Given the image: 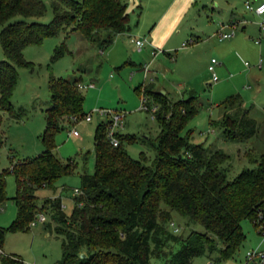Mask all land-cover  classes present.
I'll use <instances>...</instances> for the list:
<instances>
[{"label": "trees", "instance_id": "16d2710c", "mask_svg": "<svg viewBox=\"0 0 264 264\" xmlns=\"http://www.w3.org/2000/svg\"><path fill=\"white\" fill-rule=\"evenodd\" d=\"M51 18L46 24L15 20L39 17L45 7L41 0H0V123L1 115L17 119L23 110H12L10 95L16 80L15 67L26 66L21 50L38 45L44 38L77 31L98 52L107 47L116 34L126 32V0H50ZM8 22V23H7ZM64 52L62 43L54 47L51 59ZM91 83V82H90ZM78 79L49 77L48 101L43 111L44 128L39 136L42 150L18 160L7 170H0V210L7 199L4 178L10 174L14 194V219L0 227V244L5 232L25 230L37 214H45L52 223V233L60 241L58 264H189L204 256L212 264L230 258L244 239L240 221L247 220L254 230L256 222L264 224V154L246 152L250 168L226 178L228 156L190 142V131L184 127L196 112V95L186 91L174 101L152 90L149 84L142 94L155 110L152 120L156 136L150 143L151 159L130 158L123 144L135 141L133 135L114 133L116 146L105 137L108 121L94 128L92 150L93 172L79 174L80 193L65 214L60 208L59 192L54 183L72 173L74 162L62 160L54 153V134L69 117L81 118L83 97ZM220 128L227 141H243L256 132V123L246 115L238 94H230L219 103ZM184 132V133H183ZM0 130V147L3 143ZM49 188L51 196L37 204L35 191ZM171 212L197 224L202 231L189 230L184 237L168 227ZM44 222V221H43ZM175 248L171 250V246ZM0 264H22L0 248Z\"/></svg>", "mask_w": 264, "mask_h": 264}, {"label": "rangeland", "instance_id": "374dc122", "mask_svg": "<svg viewBox=\"0 0 264 264\" xmlns=\"http://www.w3.org/2000/svg\"><path fill=\"white\" fill-rule=\"evenodd\" d=\"M41 1L45 7L41 16L28 18L14 16L8 22L25 20L40 24L48 23L51 18L50 0ZM243 1L126 0L129 28L125 33L116 35L101 52H98L77 31L70 32L64 37L59 34L44 38L38 45L25 46L21 50V56L27 65L15 67L16 80L9 99L12 110L17 112L21 109L23 113L17 119L8 117L4 113L1 115L0 130L4 139L0 147V170H7L18 160L41 152L39 136L44 128L43 111L48 101L49 77L64 80L78 79L81 84L92 83L91 86L79 89L83 97L82 112L85 114L91 112L90 120L85 121L82 118L69 123L65 119L63 127L53 137L55 155L62 160L71 159L74 162L72 173L60 177L54 183L65 214L72 208V191L78 189L79 174L93 172L94 128L100 121L108 120L107 115L98 116L95 111L105 110L122 114V126L114 128V131L135 137V141L123 144L126 154L135 160L140 159V154L146 160L152 158L153 150L150 143L156 136V125L150 119L149 112L136 110L139 105V95L135 93L134 88L140 84L144 86L151 83L152 85H149L154 90L163 89L166 97L171 101L185 97L186 91H192L196 95L194 103L196 112L187 120L184 127V132H191L190 142L200 144L208 150L218 149L226 154L227 179H231L244 168L252 167L245 153L264 154L262 141L264 122L260 112L254 110L258 119L254 120L256 131L258 127L260 130L257 139L250 137L243 141H227L221 137L220 128L212 124L219 119L221 112L219 103L230 94L238 93L244 101L243 106L246 107L244 109L249 107L250 96L254 93L255 87L250 80H247V75L253 76V72H261V70H248L252 61L262 59L261 47L264 42V37L253 27L243 32L247 35L246 40L248 39L249 44L245 50L240 51L241 55L236 54L239 63L232 60L231 64L224 65L220 60V54L225 51L233 37L218 41L216 33L219 24L232 22L236 26L233 36L239 34V26L232 20L240 19V15L250 16V13L243 9ZM170 2L173 4L169 7ZM163 12L169 18L166 25L167 31L171 34L164 46L153 48L162 52L159 51L152 58L146 53V44L143 43V47L137 50L133 41L144 40L149 27L152 26L151 21ZM227 30L225 27L223 31ZM197 36L199 42L204 44H202L203 50L195 51V49L190 55H186L185 53L192 48L188 40ZM253 41L257 43H252ZM60 43L64 45V52L52 60V51ZM210 58H214L217 64H220H216L213 68L216 76L214 82L210 81V74L206 71L205 62L207 63ZM0 60H4L1 49ZM243 61L248 67L242 65ZM139 64L147 66L145 75L142 69H137ZM261 90L263 92L260 93L258 100L263 98L261 94L263 95L264 88ZM240 91H243V94L248 92L247 102ZM257 107L260 109V104ZM71 130L76 132L75 136L68 134ZM4 181L7 199L0 210L2 228H6L15 216V207L10 199L14 194L13 178L7 174ZM51 193L52 191L47 187L36 190L37 204L41 199L51 196ZM42 215L44 222H36L22 231L5 232L0 244L3 254L19 258L22 264H58L60 241L52 233V223H49L50 227L47 228L46 223L49 221L45 214ZM171 222L177 228L174 234L181 237H184L189 230L202 231L199 225L186 223L185 219L174 212H171ZM239 224L244 239L237 251L220 264H238L244 252L249 249L264 250V233L254 230L247 220H242ZM169 229L171 230L170 227ZM170 248L173 250L175 245ZM207 261L209 259L206 257L198 256L192 258L189 264H206ZM161 263L162 259L150 260V264Z\"/></svg>", "mask_w": 264, "mask_h": 264}, {"label": "crops", "instance_id": "0c3cea01", "mask_svg": "<svg viewBox=\"0 0 264 264\" xmlns=\"http://www.w3.org/2000/svg\"><path fill=\"white\" fill-rule=\"evenodd\" d=\"M258 1L259 0H249V2L252 5L256 4ZM203 2H207V0H203ZM172 4L173 3L170 2L169 7L172 6ZM249 13H250V16L249 15H244V16L240 15L239 16L240 19H237V20L233 19L232 20V21L235 22V25L237 24V26H239L240 33L236 34L235 36H232L233 38L229 41L228 47L225 49V51L222 52V54H220V60L222 61V63L224 65L231 64L232 60H234L236 63H239L238 56H236V54H240L241 55L242 53L240 51H242V49L245 50V48L249 44L248 39L246 40V36L247 35H245L243 33L246 29H249L250 27H253L254 29H256V32L258 33L257 22L259 21L260 17L254 15L253 13L251 14V12H249ZM165 14L163 12V13H160L157 17H155L151 21L152 26L149 27L146 35L145 36L143 35L144 36V40H145L144 44L147 45L146 53L147 54L149 53L152 56V58L159 51L162 52V50H158V49L155 50L153 48L154 47L161 48L162 46H164V44H166V42L168 40V37L171 34L170 31H167L166 23L169 22V18L166 17ZM122 33H125V32H122ZM122 33H119V34H116V35L119 36ZM115 36L113 38H115ZM262 37H264V35H262ZM198 42H199L198 36L197 37H193L190 40H188V44H191L192 48L189 49L185 54L186 55H190L195 49H196L195 51L203 50V47H202L203 42H199V43ZM252 43H254V41ZM142 47H143V45L137 50H140ZM152 52H154L153 55L151 54ZM261 58H262L261 60L258 58L260 60V67L259 68H256L255 65H254L257 61H252V63L250 64V68H248V70H250V69L254 70V71L261 70V72H259V73L253 72L254 73L253 76L252 75H247L248 76L247 80H250V82L253 83L255 89H254V93L250 96L251 101H250L249 107H247V109H246V115L248 117H250L251 119L257 121L258 120L256 118V114L257 113L254 111L255 109H257L260 112L261 119L264 122V93H263V95L261 94V96L263 97L262 100L261 99H260L261 101L258 100L260 93L263 92L261 90V88H264V42H263L262 47H261ZM207 63L205 62L206 65H207ZM140 65L141 64H139V66H137L138 70H141V68L143 66V65L142 66H140ZM217 65H220V64L218 63ZM242 65L245 66V67H248V64L247 65L242 64ZM146 72H147V70H146ZM146 72H144V75L146 74ZM259 81H261V84H259ZM79 83H80V81H79ZM152 90H154V89L152 88ZM154 91H157V90H154ZM157 92H161V93L166 95V93H165V91L163 89H159ZM240 92H242V94H243V91H240ZM236 94H238V93H236ZM244 94H243V96H244V98H245V100L247 102L248 101V96H249L248 92H245ZM240 99H241V97H240ZM243 104H244V101L241 99V106L243 108H246L245 106H243ZM259 104H260V107H261L260 109H259V107H257V106H259ZM262 131H264V129H262ZM259 133H260V130H259V127H258V129L255 132L254 136H251V139H254V138L257 139ZM262 137H263L262 141L264 143V133L263 132H262Z\"/></svg>", "mask_w": 264, "mask_h": 264}, {"label": "built area", "instance_id": "2783aa9c", "mask_svg": "<svg viewBox=\"0 0 264 264\" xmlns=\"http://www.w3.org/2000/svg\"><path fill=\"white\" fill-rule=\"evenodd\" d=\"M243 9L253 13L254 15L260 17L259 21L257 22V29L258 33L260 35H264V0H259L256 4H251L248 0L243 1ZM227 28V31H223L224 28ZM234 23L230 22L229 24H219V28L217 30L216 36L217 40L222 41V40H228L231 38L234 34ZM144 43V40H134L133 44L136 47V49H139ZM254 43H257L254 41ZM152 55L154 52L151 53ZM217 64L214 58H210L208 60V63L206 65V71L210 74V81L214 82L216 81V76L214 74L213 68ZM244 65H247L246 62H243ZM255 67L259 68L260 67V60L258 59L257 62L255 63ZM142 71L143 74L146 72L147 66L143 65L142 66ZM92 83H87V84H77V87L83 88L86 86H91ZM139 105L137 107V110H141L144 112H149L150 113V119H152V113L155 110V106L153 104H148L145 96L142 94V87L139 88ZM98 116H103L107 115L108 116V124L105 132V137L108 140V143L111 146H116L117 140L114 137V133L117 131H114V128H120L122 126V121L121 119L123 118V115L120 113L112 112V111H105V110H97L95 111ZM90 113H84L83 116L79 119H84L85 121L90 120ZM78 120L77 118L74 117H69L68 121L74 122ZM68 134H71L73 136L76 135V132L74 130L68 131ZM73 196L78 195L80 191L78 189H73L72 191ZM60 208L62 209L63 206L60 204ZM44 217L42 214H37L34 219H32L29 222V226H33L36 222H43ZM256 228L259 233H264V224L263 223H258L256 222ZM169 227L171 228V231L174 233L177 231V228L173 226L172 222L168 223ZM206 264H212L211 261H207ZM238 264H264V250H259V249H249L244 252L243 258L239 261Z\"/></svg>", "mask_w": 264, "mask_h": 264}, {"label": "water", "instance_id": "95a60500", "mask_svg": "<svg viewBox=\"0 0 264 264\" xmlns=\"http://www.w3.org/2000/svg\"><path fill=\"white\" fill-rule=\"evenodd\" d=\"M159 93H161V92H159Z\"/></svg>", "mask_w": 264, "mask_h": 264}]
</instances>
